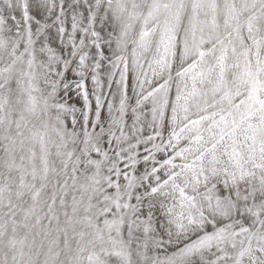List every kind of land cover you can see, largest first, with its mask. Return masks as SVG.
<instances>
[{"label":"snow or ice","instance_id":"obj_1","mask_svg":"<svg viewBox=\"0 0 264 264\" xmlns=\"http://www.w3.org/2000/svg\"><path fill=\"white\" fill-rule=\"evenodd\" d=\"M0 264H264V0H0Z\"/></svg>","mask_w":264,"mask_h":264}]
</instances>
